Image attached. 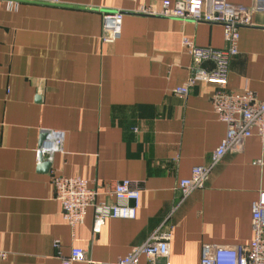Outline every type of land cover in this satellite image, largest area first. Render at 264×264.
<instances>
[{
	"label": "crops",
	"instance_id": "0c3cea01",
	"mask_svg": "<svg viewBox=\"0 0 264 264\" xmlns=\"http://www.w3.org/2000/svg\"><path fill=\"white\" fill-rule=\"evenodd\" d=\"M14 1L17 9L0 4V249L8 252L0 264H64L74 247L112 264L161 227L171 240L160 264H200L205 244L250 245L264 146L253 135L213 163L227 129L212 106L216 85L199 79L188 94L175 91L193 74L182 39L221 49L223 27L132 12L162 0ZM228 1L250 7L253 23L240 29L228 86L264 100V2ZM109 10L124 11L114 43L102 40ZM54 133L60 149L41 159ZM196 166L209 169L204 185L184 194L179 182ZM53 174L101 187L130 179L140 191L136 217L95 224L89 208L72 227Z\"/></svg>",
	"mask_w": 264,
	"mask_h": 264
},
{
	"label": "built area",
	"instance_id": "2783aa9c",
	"mask_svg": "<svg viewBox=\"0 0 264 264\" xmlns=\"http://www.w3.org/2000/svg\"><path fill=\"white\" fill-rule=\"evenodd\" d=\"M4 1V0H3ZM137 2L138 0H130ZM262 3L264 0H255ZM2 0H0L1 4ZM56 4L58 0H41ZM9 9H17L19 1L6 0ZM132 12L142 15H155L177 18L180 21L192 20L195 23L219 24L224 30L225 47L221 49L203 47L189 37L182 39L183 47L192 60L193 74L185 85L175 89L176 93L186 95L197 80H204L216 85L211 97L214 111L226 124V135L213 154V163H217L227 152H239L245 141L256 135L264 146V100L256 93L246 89L236 93L228 86L230 64L238 53L240 29L253 25L252 9L241 3L228 0H170L142 2ZM124 11L109 10L103 14L102 40L114 43L121 34ZM206 62L211 68L203 67ZM62 137L54 133L41 146L40 153L60 149ZM209 169L196 166L190 177L182 179L178 188L188 194L203 187ZM55 187V196L60 201L63 218L72 226L81 223L89 208L94 209L95 224H100L108 217L133 219L139 205L140 191L130 179L114 181L99 186L79 176H51ZM100 195L114 199L113 203L99 200ZM253 239L248 246L205 244L202 249L200 264H264V191L252 205ZM171 235L162 227L150 235L141 245H135L125 256L119 257L112 264H140V258H147L146 264H160L161 259L169 255ZM8 252L0 249V259H5ZM64 264L81 262L99 264L90 259L87 250L74 247L69 256H62ZM167 264V263H166Z\"/></svg>",
	"mask_w": 264,
	"mask_h": 264
},
{
	"label": "water",
	"instance_id": "95a60500",
	"mask_svg": "<svg viewBox=\"0 0 264 264\" xmlns=\"http://www.w3.org/2000/svg\"><path fill=\"white\" fill-rule=\"evenodd\" d=\"M47 133V131H43V138L45 139L46 137H45V134ZM43 139V140H44ZM42 157H43V154H41L40 155V158L42 159ZM40 166L43 168V170H47V168H49V166H50V162L49 161H43V162H41V164H40Z\"/></svg>",
	"mask_w": 264,
	"mask_h": 264
}]
</instances>
